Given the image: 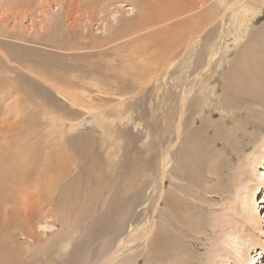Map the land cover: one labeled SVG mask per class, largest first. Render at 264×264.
<instances>
[{
    "label": "rangeland",
    "instance_id": "rangeland-1",
    "mask_svg": "<svg viewBox=\"0 0 264 264\" xmlns=\"http://www.w3.org/2000/svg\"><path fill=\"white\" fill-rule=\"evenodd\" d=\"M22 1L0 0V127L3 130L0 137L4 138L0 141V168L9 163L19 165L24 162L28 167L37 169L34 186L38 187L32 188L37 197L33 195V200L38 201L40 191L41 203L38 206L34 204L30 212L34 219L33 236L38 239L32 248L37 247L38 251L28 246L29 243L33 244V238L22 234L17 223L7 225L0 221L3 233L0 239L15 253L17 258L14 264H36L37 261H49L51 264H106L107 257L118 249L119 257L108 264H134L138 250L135 244H141L140 250L147 244L148 239L143 231L148 226L157 221L166 227L164 229L158 225L157 228L160 226L163 232L173 234L167 227L172 223L177 225V217H181V221H189L193 211L187 202L190 195L181 198L179 194L180 185L184 191L190 187V175L176 163V158L173 163L176 179L167 176L166 189L158 187L160 167L167 149L177 154L187 147L183 135L184 140L176 136L175 131L166 133L164 86L168 82L164 77L169 78V84L173 86L171 90L178 95L180 83L177 81L184 67H207L209 51L224 52L229 49L226 62L218 69L212 82L221 93L224 74L238 51L260 49L264 7L262 10L260 7L262 12H257L256 19L249 23L247 29L244 28L242 41H238L235 37L238 31L232 33L231 6L238 0H208L199 10L205 12L210 6L215 16L208 22L210 24H202L200 40L197 38L194 49L187 50L184 57H179V54L176 59L173 58L177 60L175 67L159 80L153 78L149 83L138 85L130 80L129 72L144 45L139 40L135 41V34L133 38L127 34L128 28H125L128 25L132 27L130 24L138 18L141 0ZM160 1L165 4L163 0ZM247 1L254 6L261 5L255 0ZM157 6L165 8L161 3ZM200 17L207 19L205 13ZM152 50L151 53L155 52ZM188 78H193V75ZM92 79L99 83L89 82ZM191 87L188 84V89ZM74 90L86 107L69 101L66 94H73ZM214 100V103L218 102L217 96ZM214 107L211 104V108ZM50 115L54 117L50 118ZM219 117L218 114L216 118ZM252 131L258 132L256 128H251ZM14 149L20 152L19 156L13 155ZM113 153L116 155L111 160ZM107 161H113V173L116 175L115 180L108 181L109 184L104 178L97 181V174L91 176L89 171L101 169ZM32 162V166L27 164ZM95 163L99 166H95ZM183 173L188 178L182 176ZM39 176L40 179H37ZM172 180L177 184V189L173 188ZM50 181L53 182L52 189L45 185H49ZM214 183L215 178L211 183L209 180L210 186ZM168 187L176 191L174 200L184 199L181 211L175 209L182 215L174 213L170 225L169 219L161 215L166 209L163 201L159 212L154 209L159 192L167 193ZM48 191L54 195L52 201L47 200ZM219 197L220 194L216 195L218 201L221 200ZM85 199L89 200V206ZM217 208L213 205L211 209ZM260 211L264 216V204ZM18 216L17 220L20 221L24 217L22 213ZM6 220L3 218V221ZM154 228L151 236L159 232ZM8 230L13 232L11 239L5 238ZM137 230L144 237L140 240L138 236L133 241ZM211 233V230L207 231L204 236L200 235L201 238L192 240L197 254L204 253L205 238L210 237ZM157 239L153 235L152 244H157ZM174 242L183 244L179 234L174 237ZM64 244H69L67 250L62 248ZM157 258L154 264H162L160 255ZM164 264H167V260Z\"/></svg>",
    "mask_w": 264,
    "mask_h": 264
},
{
    "label": "bare ground",
    "instance_id": "bare-ground-1",
    "mask_svg": "<svg viewBox=\"0 0 264 264\" xmlns=\"http://www.w3.org/2000/svg\"><path fill=\"white\" fill-rule=\"evenodd\" d=\"M163 1L165 2V8H158L157 5L160 3L161 6H164L160 0H141L139 2L142 4L141 6L139 4L141 9L138 18L132 21L133 23L130 24L132 27L128 25L125 28H128L127 34L132 35V38L135 34V41L139 40V43L143 42L144 45L138 52V59L133 62V68L129 72L130 80L134 84L143 85L151 82L153 78L159 80L166 75L175 67L177 60H173V58L179 54H181L179 57H184L187 50L196 46L202 24H210L208 22L213 20L214 10L210 9V6H206L205 12L199 10V7L204 6L208 0H198L200 6H198L196 0ZM255 1L261 2V5L254 6L247 0H238L231 5L233 6L232 28L234 30H232V33L238 31L235 34L238 41L243 38L244 28H248L249 23L256 19L257 12H260L264 7V0ZM223 6L225 7V5ZM202 12L207 15V19H201ZM261 29L260 35L258 34L261 37L260 49L247 48V50L238 51L237 56L232 60L229 69L224 74L221 93H218L219 87L213 85L212 82L215 75L218 74V69L226 62L225 58L228 57L229 49L224 50V52L209 51V57L207 58L209 65L207 67L201 69L198 66H194L192 69L184 67L179 75L182 80L185 79L182 81L179 78L177 81L180 83L178 87L180 88L178 91L180 94L178 93V95H175L174 90H171L173 86H170L169 78L164 77L165 82H168L164 86V90H166V114L164 115L166 133L175 131L176 136L179 138L183 135L187 147L177 154L172 149H167L160 167L161 179L158 187L166 189L167 176L176 179V174L173 173L176 168L173 163L177 160L176 163L184 167L190 175L188 178L185 175L186 173H183L182 176L185 175L184 177L189 179L188 185L190 184V187L188 186L185 192L180 185L179 194L181 198L186 194L190 195V201L187 202L193 211L191 210L192 215L189 221H181V217H177L182 215L180 214V208L184 207L182 206L184 199L178 201L173 199L176 192L173 188L177 189V184H174V180H172L173 191L170 187H168L167 193L160 191L158 197L156 196L154 209L158 211L163 201L166 209L161 215L169 219V225L170 218L172 219L174 213L177 214V225L172 223L167 227L168 231L174 233L163 232L160 229V226L163 225L158 224L157 221L154 225L152 223L148 226L146 231H143L148 242L144 244L142 251L139 249L141 244H135V249L138 250H136L137 252L134 251L136 257L134 264H142L144 260L146 261L144 264H154L159 259L157 258L159 255L162 258V261H160L162 264L166 260L167 264H262L264 258V216H261L260 207H263L264 204V25ZM127 31L125 30V32ZM123 34L125 33L123 32ZM113 42L115 43V40ZM134 47L136 46L134 45ZM150 50L156 53H151ZM189 57L191 58L193 55H189ZM192 75L193 78L189 79L188 76ZM93 81L95 80L92 79L89 82ZM97 83L99 82L95 81V84ZM188 84L192 85L189 89ZM60 90L61 88H59V92L62 93ZM81 91L79 92L82 93ZM74 92L75 90L72 92L73 94H66L69 101L86 107L84 101L77 95L78 93L74 94ZM216 96L218 102L214 103ZM211 104L215 105L213 109ZM205 114L206 116H204ZM218 114L220 117L216 118ZM16 118H18L17 114ZM251 128H256L258 132H250ZM1 132L3 130L0 127ZM183 138L182 140H184ZM1 140H4V138L0 137ZM22 141L24 142L25 138ZM12 152L15 157L20 155L18 150L14 149ZM115 155V153L112 154L111 160H114ZM108 156L110 157L109 154ZM36 159L37 156L33 159V162ZM33 162L27 164L32 166ZM107 163H109L108 166ZM17 164L9 163L0 168V221L6 222L7 225L17 223L21 228L20 231L23 232L22 234L33 238V244H28L32 248V245L38 242L37 236H33L35 235L34 219L30 212L34 204L38 206L41 203L40 191L38 201L33 200L37 197L35 190L32 188L37 186H34V182L38 172L36 168H30L24 162ZM113 164V161H107L101 169L89 170L91 176L96 173L98 177L95 179L97 181L104 178L109 184L110 179H116V175L113 173L115 170ZM95 166L98 167L99 165L95 163ZM105 174L106 176H103ZM213 178H215L216 183L210 186L209 180L211 183ZM37 179H40V176ZM91 180L90 182H92ZM41 183L45 184V182ZM45 185L49 186L46 188H53L52 181L49 182V185ZM104 186L107 187V185ZM219 194L221 196V198L219 197L220 201L216 198V195ZM52 195L48 191V194H46L47 200L52 201ZM212 196H215V198ZM88 201L86 200L85 203L89 206ZM197 205L202 208H197ZM213 205L218 208L216 210L211 209ZM176 208L180 210L179 213L175 212ZM195 211L197 212L194 213ZM19 213L24 215V217H21V221L17 220ZM1 216L8 220L3 221ZM158 225L160 226L157 228ZM207 225L209 227H206ZM153 226L159 229V232L153 234L158 238L157 244L151 242L153 238L151 231L154 232L152 230ZM209 229L212 233L210 237L205 238L207 239V242L203 244L205 251L197 254L192 246V240L199 238L202 234L204 236L207 231H210ZM138 232L137 230L136 237L132 239L133 241H136L138 236H140V240L144 237L142 233ZM175 233L181 236L183 244L174 242V237H177ZM1 236H3V233L0 230ZM12 237H14L13 232L8 230L5 238L11 239ZM2 242L0 239V264H14L15 258H17L15 253L10 251L9 246ZM68 245L64 244L62 248L67 250ZM122 245L120 246L123 247ZM32 249L38 251L37 247ZM118 255L119 249L116 252L114 251L113 255L110 254L105 263L108 264L114 261L119 257ZM36 264H51V262L37 261Z\"/></svg>",
    "mask_w": 264,
    "mask_h": 264
}]
</instances>
